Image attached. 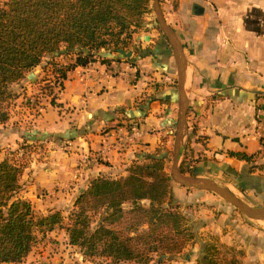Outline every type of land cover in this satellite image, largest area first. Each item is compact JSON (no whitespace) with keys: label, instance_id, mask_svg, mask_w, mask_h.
Returning <instances> with one entry per match:
<instances>
[{"label":"crops","instance_id":"0c3cea01","mask_svg":"<svg viewBox=\"0 0 264 264\" xmlns=\"http://www.w3.org/2000/svg\"><path fill=\"white\" fill-rule=\"evenodd\" d=\"M159 6L174 41L146 16L131 34L129 57L101 48L94 61L66 71L61 91L53 89L54 103L45 95L36 103L41 113L27 114L34 126L28 138L42 131L73 149L52 151L57 160L42 184L83 188L91 175L125 176L162 147L182 105L181 71L187 110L179 158L185 156V165L196 159L188 167L194 174L219 176L264 204V0H159ZM67 55L46 56L72 64V52ZM43 59L25 78L42 77ZM47 76L57 79L55 71ZM69 126L77 129L72 137ZM86 151L94 163L74 166Z\"/></svg>","mask_w":264,"mask_h":264},{"label":"trees","instance_id":"16d2710c","mask_svg":"<svg viewBox=\"0 0 264 264\" xmlns=\"http://www.w3.org/2000/svg\"><path fill=\"white\" fill-rule=\"evenodd\" d=\"M150 0H5L0 2V124L10 118L15 99L11 89L13 83L25 77L26 73L40 63L44 56L74 52L72 64L56 71L66 77V71L76 65H86L95 60L101 48L117 51L119 37L132 25H140L139 18L149 9ZM64 45L62 49L61 46ZM122 47V48H121ZM101 61H107L102 58ZM249 162L252 154L229 152ZM184 158V157H183ZM164 154L156 150L141 164L134 162L125 176L113 179L98 176L89 187L76 198L73 210L67 216L65 230L72 245L84 249L85 253H101L116 259H128L147 264L156 248L144 238V247L130 244L141 234L119 235L113 228L99 225L95 231L89 230L88 209H94L91 199L104 201L103 209L109 211L103 223L113 222L112 216L119 218L125 213L123 203L133 204L134 225L147 224L148 227L162 228L156 240L161 244L173 243L163 248L176 252L185 247L174 235L187 233V226L181 221L184 216L171 207V190L165 174L155 182L149 165L161 170ZM181 161L179 169L185 173ZM26 167L22 158L6 157L0 161V264H21L38 244L39 234L62 225L64 216L60 211L48 215L37 214L30 201L18 197L20 178ZM190 174L194 172L187 170ZM159 175V174H158ZM106 199V200H103ZM142 199H148V207L140 206ZM102 205L98 202L95 209ZM91 207V208H88ZM139 218V219H138ZM138 219V220H137ZM154 228L153 230H156ZM146 232L145 234H147ZM146 241V242H145ZM166 241V242H165ZM209 252V249H207ZM213 263L212 256H208ZM232 264H238L236 261Z\"/></svg>","mask_w":264,"mask_h":264},{"label":"rangeland","instance_id":"374dc122","mask_svg":"<svg viewBox=\"0 0 264 264\" xmlns=\"http://www.w3.org/2000/svg\"><path fill=\"white\" fill-rule=\"evenodd\" d=\"M2 1L5 0H0V2ZM146 16H149L151 21L156 20L152 0L149 2V9L139 18V24L145 20ZM138 27L141 28L142 26L135 24L130 26L125 30L126 34H122L121 38L123 39L119 37V46H122V49H129L128 46L132 39L131 34ZM112 52L118 53L117 51ZM69 53L64 51L63 56H69L67 55ZM63 56L60 58L64 60ZM74 59L75 51L72 52L70 60ZM65 63L69 64V61H65ZM66 64H63L59 59L46 56L43 59L42 77H37V79L24 77L25 79L22 78L23 80L13 83L11 89L16 96L11 107L10 118L5 123L0 124V161L6 157H16L22 158L26 162V167L20 178V189L16 195L30 201L37 214L48 215L60 211L64 216L62 225H56L51 231L44 233V236L39 234L38 244L34 246L21 264H143L123 258L116 259L101 253L99 249L95 254H88L84 252L83 248L70 243L65 230L68 223L67 216L73 210L78 209L75 205L76 198L89 187L94 176H89V180L83 188H80L79 185L75 186L74 181L79 175L77 170L72 176L74 185L69 183L68 186L64 185L62 187L60 185L58 187V184L53 183L48 187L42 184L48 182L45 174L49 173L52 161L57 160L56 157L51 155L52 151L58 149L72 153L73 149L64 148L68 146L65 139L62 140L59 136L55 137L47 133L43 135L42 131L38 132L40 138L33 139L34 134L28 138L29 134L33 132L34 126L32 118L27 114L36 113L37 111L41 113L42 106L38 107L36 103L39 98L45 97V95H48L51 102L54 103L56 92L53 90V86L56 81H53L54 79L49 78L47 75H50L52 71L56 72L64 68ZM173 82L176 85V78ZM176 118L177 114H175ZM175 124L176 120L171 126L167 141L165 140L162 147L157 149L158 154L165 155L163 168L159 170L149 165L148 170H152L153 173L157 171L153 175L155 182L159 179L161 173L169 177L168 187L171 190V198H165L164 200H171V208L185 217L181 223L183 222L187 226V233L174 235L178 242H185V247L178 252L175 249H170V252L167 250L165 253H161L164 250L163 248L171 247L173 243L161 245L156 240V235L161 234L160 231H162L160 227L156 228L154 225L148 227L147 224L136 227L133 224L134 221H131V218L136 217L132 212L133 204L131 202L123 203L121 207L125 213H122L119 218L112 216L113 222L107 224L106 222L103 223L102 219L109 213L106 208L103 209L106 203L92 198L89 204L94 206V209H88L86 212L89 230L95 231L99 225H103L113 228L119 235L126 237L141 234L139 238L133 239L130 244L140 245L142 248L145 246L142 243L145 238L150 241L155 249L159 247V249L150 253L152 259L147 264H232L233 261L238 264L264 263V219H251L218 194L198 187L183 186L170 177ZM73 127L69 126L66 136L72 137V134L77 131ZM59 160L62 159L59 158ZM145 160L139 162L142 164ZM182 160H184L185 173L190 174L187 172L190 169L188 167L196 159L189 157L185 165L186 160L179 158L178 167H180ZM92 163H94V154L86 151L83 156L77 157L74 166L86 167L91 166ZM101 177L105 178L106 176ZM106 178L113 179L114 177ZM207 178L215 180L220 185H228L229 189L248 205L257 207V209L264 207V204L248 200L239 189L231 184H226L225 179L216 175H207ZM98 202L102 205L95 209ZM138 203L140 206L148 207L149 200L142 199ZM154 228L156 230H153ZM146 232L148 233L145 234ZM207 249H209V252ZM257 249L258 253H256ZM205 254L212 256L213 263H209L208 257H204Z\"/></svg>","mask_w":264,"mask_h":264},{"label":"water","instance_id":"95a60500","mask_svg":"<svg viewBox=\"0 0 264 264\" xmlns=\"http://www.w3.org/2000/svg\"><path fill=\"white\" fill-rule=\"evenodd\" d=\"M152 6L154 12L156 14L157 23L164 29V31L168 34L170 39L174 41V35L170 27L166 24L163 15L160 10L159 0H152ZM117 52L122 56L129 57L131 55L130 51H126L124 49H118ZM177 89L180 94L182 105L178 112L177 124L175 130L174 137V148H173V156H172V164L170 167V177L177 183L183 186H193L201 189H205L211 192L218 194L227 202L234 205L240 212L251 219L259 220L264 219L262 215H264V207L258 208L252 207L245 203L241 198L235 195L227 186H223L213 181L212 179L202 177L196 174H187L183 173L178 167V160L180 157L181 151V141H182V127L185 123V116L187 110V100L184 94L183 89V74L181 71L178 72L177 78Z\"/></svg>","mask_w":264,"mask_h":264},{"label":"built area","instance_id":"2783aa9c","mask_svg":"<svg viewBox=\"0 0 264 264\" xmlns=\"http://www.w3.org/2000/svg\"><path fill=\"white\" fill-rule=\"evenodd\" d=\"M63 82H64V78H62L59 75H57L56 83L53 86L54 89L57 90L58 92L61 91V89L63 87Z\"/></svg>","mask_w":264,"mask_h":264},{"label":"bare ground","instance_id":"6f19581e","mask_svg":"<svg viewBox=\"0 0 264 264\" xmlns=\"http://www.w3.org/2000/svg\"><path fill=\"white\" fill-rule=\"evenodd\" d=\"M262 217H264V215H262Z\"/></svg>","mask_w":264,"mask_h":264}]
</instances>
